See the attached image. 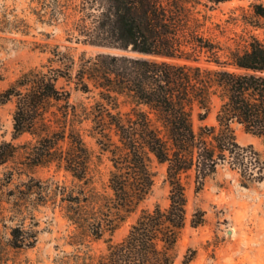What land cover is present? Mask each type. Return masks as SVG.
Masks as SVG:
<instances>
[{
	"label": "trees",
	"instance_id": "obj_1",
	"mask_svg": "<svg viewBox=\"0 0 264 264\" xmlns=\"http://www.w3.org/2000/svg\"><path fill=\"white\" fill-rule=\"evenodd\" d=\"M201 5L203 0H28L20 12L0 6V42L13 39L11 33L27 34L29 14L62 27L69 43L34 41L45 61L0 89V105L14 103L11 138L0 134V165L24 149L28 164L54 165L72 177L71 185L29 177L18 203L0 205V219L7 210L9 218L24 220L27 200L38 193L37 205L64 210L74 227L64 242L71 250L62 249L55 264H174L190 182L199 192L221 164L244 185L264 179V158L235 132L239 125L264 140V39L251 35L242 48L224 47L203 33L209 15ZM251 9L254 19L246 22L264 29V4L252 2ZM72 91L86 100L73 101ZM214 101L215 121L207 123ZM23 134L30 137L14 141ZM85 136L110 161L107 189L94 183V154ZM156 164L165 166L168 204L140 208L125 236L113 241V231L151 192ZM203 221L198 210L191 225ZM30 224L9 226L6 244L34 246L37 230ZM98 240L105 250L92 248ZM194 255L185 253L182 263Z\"/></svg>",
	"mask_w": 264,
	"mask_h": 264
},
{
	"label": "rangeland",
	"instance_id": "obj_2",
	"mask_svg": "<svg viewBox=\"0 0 264 264\" xmlns=\"http://www.w3.org/2000/svg\"><path fill=\"white\" fill-rule=\"evenodd\" d=\"M201 5L209 15L203 26V33L219 41L224 47H244L256 35L264 39V29L251 25L246 20L252 18V2L264 0H226L211 2L203 0ZM28 0H0L2 4L15 5L18 11L26 6ZM30 25L27 34L21 32L8 34L11 40L0 42V58L3 68L0 69V89L6 87L21 71L45 61L46 53L39 50L36 42H49L61 45L69 44L60 26H49L36 22L34 17L25 14ZM90 53L99 49L87 48ZM73 101L86 100L85 94L72 91ZM217 102L214 101L207 123L215 121ZM13 101L0 105V134L6 139L11 138ZM195 125L199 121L194 115ZM238 141L243 144L252 143L264 158V140L246 133L241 126L235 125ZM28 134L14 139L22 142L28 139ZM87 144L93 150L94 180L99 189H107L106 182L111 167L107 154L100 153L94 139L85 136ZM20 149L14 158L0 165V205L13 207L17 197L21 196V183L29 177L53 178L68 185L72 177L63 170H57L54 165H30L23 158ZM12 172V173H10ZM11 176V177H9ZM169 187L165 181V166L156 164V177L149 195L139 204L135 212L130 213L111 234L113 241L121 240L127 233L130 224L135 220L140 208H152L156 203L161 206L168 204ZM32 193L29 202V213L24 220L20 217L9 218L5 210V219H0V264H55V259L62 249L71 250L64 244L68 234L74 227L64 217V210L54 207L51 203L36 204ZM203 212L204 221L198 226L191 225V218L198 211ZM8 215V216H7ZM24 221L25 227L35 223L37 238L34 246L12 248L6 244L8 227ZM103 240L92 243L96 251L105 250ZM194 250L193 259L185 264H264V179L259 182L244 185L236 171L227 164L218 166L217 171L209 176L204 187L195 192L193 183L188 185L187 220L177 244V258L174 264H184L185 253Z\"/></svg>",
	"mask_w": 264,
	"mask_h": 264
}]
</instances>
